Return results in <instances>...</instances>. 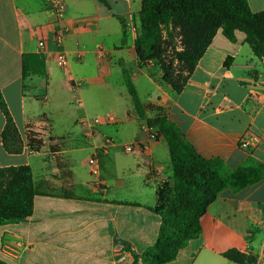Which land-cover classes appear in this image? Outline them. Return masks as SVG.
<instances>
[{
  "label": "crops",
  "instance_id": "obj_1",
  "mask_svg": "<svg viewBox=\"0 0 264 264\" xmlns=\"http://www.w3.org/2000/svg\"><path fill=\"white\" fill-rule=\"evenodd\" d=\"M63 1L67 64L60 67L47 0H0V95L23 141L19 154L3 149L0 111V168L29 166L38 189L31 216L0 224V261L133 264L132 253L141 254L156 240L160 218L152 208L159 202L156 190L171 182V166L165 141L154 138L156 112L137 118L123 71L140 101L161 109L199 155L236 168L248 157L264 164V59L252 54L242 32L233 43L218 30L176 94L160 80L157 66L137 63L142 0ZM247 2L252 12L264 11V0ZM24 56L39 61L31 70L32 59H26V76ZM105 115L114 121L80 123ZM29 132L38 134L39 149L27 146ZM105 139L113 144L100 155L96 186L87 159ZM124 143L139 149L125 153L119 148ZM200 229L165 264H236L223 257L231 249L262 258L264 178L219 194L200 218ZM118 242L125 246L121 252Z\"/></svg>",
  "mask_w": 264,
  "mask_h": 264
},
{
  "label": "trees",
  "instance_id": "obj_2",
  "mask_svg": "<svg viewBox=\"0 0 264 264\" xmlns=\"http://www.w3.org/2000/svg\"><path fill=\"white\" fill-rule=\"evenodd\" d=\"M218 30L233 43L235 33L242 32L252 54L264 59V11L252 12L247 0H142L134 40L137 63L147 68L157 66L160 80L178 94ZM26 59H32L31 70H36L39 62L35 56H24L25 76ZM229 60L230 57L225 59V67ZM123 78L137 118L143 120L147 111L156 112L151 120L154 138L165 141L171 166V182L156 190L159 202L152 208L160 218L156 240L141 254L132 253V261L165 264L200 235V218L219 194L227 189L238 192L259 182L264 178V164L248 157L238 167L230 168L221 159L203 158L161 109L140 101L125 70ZM0 111L5 119L1 131L3 149L19 154L23 141L1 95ZM26 143L31 149L42 146L33 132L27 133ZM37 194L29 166L1 167L0 224L31 216ZM223 257L236 264L256 261L235 249L224 252Z\"/></svg>",
  "mask_w": 264,
  "mask_h": 264
},
{
  "label": "built area",
  "instance_id": "obj_3",
  "mask_svg": "<svg viewBox=\"0 0 264 264\" xmlns=\"http://www.w3.org/2000/svg\"><path fill=\"white\" fill-rule=\"evenodd\" d=\"M48 9L51 10L54 14L55 20L53 22V42L56 47V63L58 66L63 67L67 64V57L65 51L63 50V42L68 31L65 23V3L63 0H47ZM39 51H43L45 41L40 39L37 42ZM99 55L103 56L105 53L102 50L98 51ZM114 121V117L112 115H105L103 117H94L91 119H83L80 121L82 124H86L88 126H95L101 122L111 123ZM113 144V141L110 139H105L104 145L99 150H94L92 154L87 159V166L90 172V175L93 177L94 185L100 186V155L106 151L108 147ZM248 145L247 142L243 141L241 143V147L246 148ZM119 148L125 153H133L138 151L136 143H124L119 145ZM155 173L159 174V170L156 168ZM124 244L118 242L115 246L117 252H121L124 249ZM140 264V263H139ZM254 264H264V256L255 261Z\"/></svg>",
  "mask_w": 264,
  "mask_h": 264
},
{
  "label": "rangeland",
  "instance_id": "obj_4",
  "mask_svg": "<svg viewBox=\"0 0 264 264\" xmlns=\"http://www.w3.org/2000/svg\"><path fill=\"white\" fill-rule=\"evenodd\" d=\"M178 48V47H177ZM159 71V70H158ZM73 105H72V109L75 111V109H76V107H75V104L74 103H72Z\"/></svg>",
  "mask_w": 264,
  "mask_h": 264
}]
</instances>
